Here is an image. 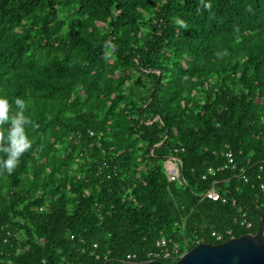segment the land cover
Listing matches in <instances>:
<instances>
[{"label":"trees","instance_id":"trees-1","mask_svg":"<svg viewBox=\"0 0 264 264\" xmlns=\"http://www.w3.org/2000/svg\"><path fill=\"white\" fill-rule=\"evenodd\" d=\"M0 98L31 144L0 167V264H141L163 238L183 256L257 234L264 0H0Z\"/></svg>","mask_w":264,"mask_h":264},{"label":"water","instance_id":"water-1","mask_svg":"<svg viewBox=\"0 0 264 264\" xmlns=\"http://www.w3.org/2000/svg\"><path fill=\"white\" fill-rule=\"evenodd\" d=\"M176 160L182 166V162ZM174 172L179 174V168ZM174 264H264V216L261 215L256 235L248 234L217 245L199 244Z\"/></svg>","mask_w":264,"mask_h":264},{"label":"built area","instance_id":"built-area-1","mask_svg":"<svg viewBox=\"0 0 264 264\" xmlns=\"http://www.w3.org/2000/svg\"><path fill=\"white\" fill-rule=\"evenodd\" d=\"M167 169L169 172V180L171 182H177L181 180V175L180 172L179 174L175 173L174 170L176 168H178V162L175 158H169L167 161ZM236 166V162H235V158L232 152H229L227 154V165L225 166V169H229L231 167H233L235 169ZM217 174V170L214 169H210L208 174L205 175L203 177L204 180L208 179V176H215ZM241 178L247 182L248 178L246 176V173L244 172L241 176ZM217 184V183H215ZM214 184V187H212V189L208 190L205 192L204 194V198L211 200L213 202H218L220 200H222L223 203H226L227 200L222 198L220 193L218 192L217 188L215 187L216 185ZM246 222H244L245 224ZM233 239L234 237H232V232L231 231H227L226 233H218V232H213L212 233V238L215 239L216 242L218 243H223L226 242L227 239ZM199 245V243L197 244ZM97 247V246H96ZM146 262L144 263H150V262H163V260H170V259H180V251L179 248L177 246H174V248L170 249L169 248V241L166 239H161L158 241L157 243V250L156 251H152V252H148L144 255ZM138 258V255H128L126 261L124 264H132L131 262L135 259ZM142 263V264H144Z\"/></svg>","mask_w":264,"mask_h":264},{"label":"clouds","instance_id":"clouds-1","mask_svg":"<svg viewBox=\"0 0 264 264\" xmlns=\"http://www.w3.org/2000/svg\"><path fill=\"white\" fill-rule=\"evenodd\" d=\"M176 23L180 27H186V24L184 23L183 20L177 19ZM0 103L8 104V101L6 98H0ZM15 103L20 109L23 108V102L20 101L19 99H17ZM8 121H10L11 123V131L8 135V139L10 143L8 146H3L4 144H0V152L7 153V158L3 159L2 163H0V167H2L9 174H11L14 171L17 164L19 163V157L24 151H26L28 148L31 147V144L28 141L27 136H24V142L22 145H18L17 140H16L18 132L20 134L23 133V125L27 122L26 118H23L22 112H17L16 115L13 117L5 116L3 119H0V126H2L5 122H8ZM178 165H179L178 168H180L179 162H178ZM179 172H180V169H179Z\"/></svg>","mask_w":264,"mask_h":264},{"label":"rangeland","instance_id":"rangeland-1","mask_svg":"<svg viewBox=\"0 0 264 264\" xmlns=\"http://www.w3.org/2000/svg\"><path fill=\"white\" fill-rule=\"evenodd\" d=\"M161 165H162V167H163V170L165 171V173L167 174V175H169V172H168V170H167V162L165 161V162H159Z\"/></svg>","mask_w":264,"mask_h":264}]
</instances>
